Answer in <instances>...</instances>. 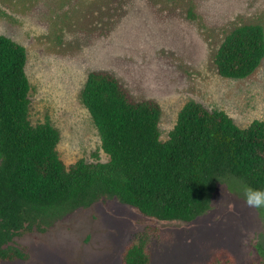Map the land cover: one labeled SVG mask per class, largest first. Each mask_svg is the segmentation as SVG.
Returning a JSON list of instances; mask_svg holds the SVG:
<instances>
[{
  "label": "rangeland",
  "instance_id": "1",
  "mask_svg": "<svg viewBox=\"0 0 264 264\" xmlns=\"http://www.w3.org/2000/svg\"><path fill=\"white\" fill-rule=\"evenodd\" d=\"M195 18L189 17V9ZM257 23L264 0H0V33L27 51L30 121L60 133L66 166L107 161L81 91L91 71L116 76L136 100L161 106V140L188 101L225 111L240 127L264 121V57L250 75L218 74L213 55L232 28ZM236 178H223L193 221H160L116 198L81 207L11 242L26 258L1 264H121L125 245L149 235L150 264H264V208L248 207Z\"/></svg>",
  "mask_w": 264,
  "mask_h": 264
},
{
  "label": "trees",
  "instance_id": "2",
  "mask_svg": "<svg viewBox=\"0 0 264 264\" xmlns=\"http://www.w3.org/2000/svg\"><path fill=\"white\" fill-rule=\"evenodd\" d=\"M189 17L195 18L191 8ZM264 57L257 23L229 30L213 55L219 75L240 79ZM23 45L0 33V264L26 258L11 244L22 229L50 225L81 207L116 198L160 221L190 222L211 206L216 185L232 177L264 189V121L240 127L223 110L188 101L166 140L160 104L136 100L112 73L91 71L81 91L108 154L105 162L79 159L66 166L60 133L49 119L30 121V80ZM149 235L136 234L121 264H150ZM215 255L210 264H233Z\"/></svg>",
  "mask_w": 264,
  "mask_h": 264
},
{
  "label": "clouds",
  "instance_id": "3",
  "mask_svg": "<svg viewBox=\"0 0 264 264\" xmlns=\"http://www.w3.org/2000/svg\"><path fill=\"white\" fill-rule=\"evenodd\" d=\"M244 202L250 208H264V189L247 188L244 191Z\"/></svg>",
  "mask_w": 264,
  "mask_h": 264
}]
</instances>
